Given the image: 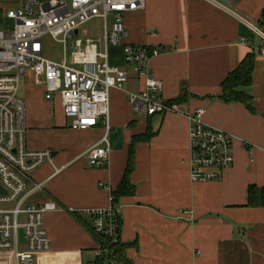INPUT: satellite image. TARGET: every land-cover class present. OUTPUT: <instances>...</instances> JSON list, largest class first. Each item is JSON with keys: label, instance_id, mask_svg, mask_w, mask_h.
<instances>
[{"label": "crops", "instance_id": "crops-1", "mask_svg": "<svg viewBox=\"0 0 264 264\" xmlns=\"http://www.w3.org/2000/svg\"><path fill=\"white\" fill-rule=\"evenodd\" d=\"M23 1L8 10L20 8ZM226 1L224 9L206 0H146L142 10L124 16L125 43L162 51L151 62L152 77L163 84L161 97L174 103L186 95L176 103L180 111L204 109L206 125L233 136L235 164L218 181H191L190 123L185 115L148 116L131 107L127 93L144 91L145 80L126 66L122 47L109 49V63L128 70L130 77L122 89L111 91V151L100 167L92 166L85 153L100 141L103 129H71L60 100L46 101L42 88L28 80L40 98L29 112L24 101L27 147L52 156L32 174L44 189L30 201L53 202L58 208L44 217L51 249L37 254L33 264L95 261L99 246L76 213L85 217L111 207L132 139L149 131L152 138L135 146V195L120 198L117 205L127 259L132 264H264V206H247L249 186L264 188V54L259 52L264 41L247 24L264 32V0ZM4 7L0 3V25L6 27L11 21ZM81 29L74 38L81 39ZM250 53L256 62L246 91L256 114L243 104L219 99L224 80ZM86 219L92 223L91 217Z\"/></svg>", "mask_w": 264, "mask_h": 264}, {"label": "built area", "instance_id": "built-area-1", "mask_svg": "<svg viewBox=\"0 0 264 264\" xmlns=\"http://www.w3.org/2000/svg\"><path fill=\"white\" fill-rule=\"evenodd\" d=\"M206 1L225 9L218 0ZM145 4L146 0H24L20 8L7 11L6 19L11 23L9 27L0 25V264H33L37 254L50 251L44 217L58 209L53 202L36 205L30 201L44 189L43 183L33 182L32 174L51 162L52 156L27 147L26 106L20 96L26 79L44 90L46 101L60 100L71 129H103L100 141L85 153L92 166L100 167L111 151V91L122 89L130 77L128 70L109 63V49L122 47L126 66L145 80L144 91L127 93L134 111L148 116L182 114L188 119L191 181H218L224 170L234 166L232 135L206 125L202 120L204 109L184 114L176 103L161 97L163 84L152 77L151 62L162 51L125 43V14L140 11ZM109 17L113 18L110 29ZM95 18L104 21L102 39L74 38L76 30ZM247 24L264 41V32ZM46 36L64 45L62 61L43 56ZM69 42H73L74 50L68 59ZM259 52L264 54V46ZM60 171L56 169L55 174ZM87 215L96 233L113 243L120 240V214L113 198L110 208ZM20 229L25 242L20 241ZM100 253L99 248L97 255ZM111 264L120 263L113 259Z\"/></svg>", "mask_w": 264, "mask_h": 264}, {"label": "trees", "instance_id": "trees-1", "mask_svg": "<svg viewBox=\"0 0 264 264\" xmlns=\"http://www.w3.org/2000/svg\"><path fill=\"white\" fill-rule=\"evenodd\" d=\"M2 13L3 12L0 9V23L3 20ZM261 22L264 23V11L262 12ZM255 62V53L246 55V57L239 63L236 69L230 72L227 78L222 83V93L219 97V99L226 104H243L253 114H256V110L252 103L253 99L246 90L253 83ZM185 96H181L180 98L176 99L174 103H182L186 98ZM152 136L153 134L149 131L144 135L136 136L132 139L129 148L127 168L124 172L118 189L112 192L113 204L115 206L118 205L120 198L135 195L136 189L131 182V176L135 167V146L137 143L148 142L152 138ZM247 206L253 208L264 206V188L249 186ZM76 217L80 222L85 224L87 230L92 234L101 251L100 255H97L95 261L90 264H111V261L113 259L120 264H132L126 257V249L128 246L122 244L121 239L117 243H113L107 237H104L103 235L98 234L94 231L93 226L88 221V219H86L87 217L90 220V217H83L82 214L78 213H76ZM119 219L121 234V217Z\"/></svg>", "mask_w": 264, "mask_h": 264}, {"label": "rangeland", "instance_id": "rangeland-1", "mask_svg": "<svg viewBox=\"0 0 264 264\" xmlns=\"http://www.w3.org/2000/svg\"><path fill=\"white\" fill-rule=\"evenodd\" d=\"M0 3L5 5V9L8 10L11 7L17 8L18 5L21 3V0H0ZM18 3V4H17ZM112 18L109 19V27H111ZM10 22L7 21L6 25L9 27ZM3 27V26H2ZM103 20L102 19H93L90 22H88L86 25L82 27V34L80 35V38L84 41L85 38H89L91 40H98L103 37ZM83 30H86L88 35L86 36L83 33ZM44 44V51L43 56L47 59L53 60L55 62H60L64 58V45L53 40L51 37L46 36L43 39ZM74 50V45L69 42L67 46V58L69 59L71 56V53ZM29 79H26L23 81L20 87V96L27 104V109L29 112V107L31 103L37 104L39 101L40 92L37 90H33L30 85H28ZM33 85V82L31 83ZM43 90V89H42ZM44 91V90H43ZM45 96V92L43 94V97ZM45 98V97H44ZM46 100V99H45Z\"/></svg>", "mask_w": 264, "mask_h": 264}, {"label": "water", "instance_id": "water-1", "mask_svg": "<svg viewBox=\"0 0 264 264\" xmlns=\"http://www.w3.org/2000/svg\"><path fill=\"white\" fill-rule=\"evenodd\" d=\"M220 1L221 3H223L224 5H228V2L226 0H218ZM78 34V30L75 31V35ZM19 238H20V241L21 242H25V238H24V231L23 229H20L19 230Z\"/></svg>", "mask_w": 264, "mask_h": 264}, {"label": "bare ground", "instance_id": "bare-ground-1", "mask_svg": "<svg viewBox=\"0 0 264 264\" xmlns=\"http://www.w3.org/2000/svg\"><path fill=\"white\" fill-rule=\"evenodd\" d=\"M220 2V1H219ZM223 4V3H222ZM224 5V4H223ZM74 34H75V32H74Z\"/></svg>", "mask_w": 264, "mask_h": 264}]
</instances>
